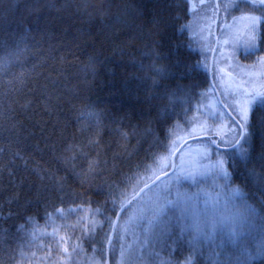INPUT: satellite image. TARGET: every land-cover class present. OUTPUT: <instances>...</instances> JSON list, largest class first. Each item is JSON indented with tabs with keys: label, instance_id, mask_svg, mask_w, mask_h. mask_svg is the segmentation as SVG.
Masks as SVG:
<instances>
[{
	"label": "trees",
	"instance_id": "obj_1",
	"mask_svg": "<svg viewBox=\"0 0 264 264\" xmlns=\"http://www.w3.org/2000/svg\"><path fill=\"white\" fill-rule=\"evenodd\" d=\"M189 5L188 0H0V264H17L21 225L73 207L96 209L100 219L82 240L75 264H87L89 257L100 264L101 256L106 264H118L121 251L139 244L144 205L136 194L151 180L144 174L168 154L176 128L188 131L196 115L192 104L210 88L219 102L211 70L201 67V53L186 29ZM180 121L187 129L183 123L177 127ZM248 124L247 168L264 172L259 162L264 99L249 108ZM186 141L174 150L193 143ZM213 150L224 148L218 144ZM234 159L239 166L229 170V179L247 193V168L239 155ZM113 191L127 192L123 207L136 203L119 215L110 235L118 215L106 210ZM249 203L260 211L259 203ZM163 239L162 251L168 253L173 238ZM260 245L249 264H264ZM136 252L154 257L140 245Z\"/></svg>",
	"mask_w": 264,
	"mask_h": 264
},
{
	"label": "rangeland",
	"instance_id": "obj_2",
	"mask_svg": "<svg viewBox=\"0 0 264 264\" xmlns=\"http://www.w3.org/2000/svg\"><path fill=\"white\" fill-rule=\"evenodd\" d=\"M243 2H247L248 9H251L253 5L261 6L260 0H217V3L226 6L227 10L222 8L219 12L218 27L215 30L216 14L208 10L212 4H215L213 0H188L191 16L186 23V29L194 47L201 53V67L203 69L211 68L213 87L222 105L224 106L225 101L231 102L233 98H241L240 94L247 90L243 98L249 100L250 108L254 104L263 102L264 67L259 64L261 50L254 51L247 47L250 43V36L244 28L243 22L240 20L233 22L234 16L240 17L241 8L244 7L242 6ZM220 24H224L225 27L221 28ZM259 35L258 32L255 41L257 49L260 47ZM216 43L217 48L213 52ZM262 51H264V48ZM246 52H251V56L247 59L244 58ZM210 56L213 61L211 60V64L208 66ZM210 90L212 93L204 94L201 100L192 104L196 115L189 119L188 122L191 121L192 125L188 131H191L193 125L207 129L215 122L220 126V139L227 138L230 140L231 133L236 129L226 115L228 110H223L215 99L214 90L212 88ZM230 93L231 96H229ZM213 131H216V129L214 128ZM174 132L177 136L170 145L168 154L150 167V170L143 176L145 180H150L161 173V168L167 171L165 165L170 163L171 155L169 153L174 150L173 144L175 143V146H177L182 140H189L185 131L176 128ZM194 135L199 137L203 136V133L197 131ZM177 140L179 142H176ZM203 142L201 144L192 143V145L189 143V146L180 153L179 161L175 163L182 166L186 171L192 172L195 170L198 173L197 179L202 181L201 186L209 188L214 181L219 183L214 176L216 157L211 160L209 158V155L211 157L215 153L213 147L209 148L207 153L202 152L207 139L205 138ZM220 144L228 146L224 143ZM243 146L246 147L247 144ZM228 148L230 147L228 146ZM221 152L231 153L229 150H222ZM179 175H181L180 172L175 175L170 173L168 180L163 179L151 192L147 191V194L141 196V206H145L148 203V198L158 191L167 194V190L172 188L174 194L175 189L173 186L176 184V176ZM180 183H185L183 178L180 179ZM225 183H227V180H225ZM99 226L100 219L97 210L84 206L57 210L41 223L35 219H30L20 227L22 241L17 264H75L76 261L81 259L82 240L85 236L95 232V229ZM163 242L164 239L149 242L142 230L139 244L134 243L132 247L121 251L118 264H193V261H196L197 264H216L218 260L225 259V255H220V253L226 254L228 251L234 250L238 242L243 243L252 253L251 259L257 256L256 254L259 251L255 246L262 242V238L258 233L243 234L224 243L221 238L217 237L215 242L209 239L202 245H196L193 251V248L189 245L188 236L185 235L181 240L167 245L166 249L170 250L168 253L162 251L164 249L162 247ZM136 245H140V248H147L149 252H154V257L151 259L143 257L136 252ZM172 250L182 254L181 259L171 254ZM87 264L98 263L95 258L89 257Z\"/></svg>",
	"mask_w": 264,
	"mask_h": 264
},
{
	"label": "snow or ice",
	"instance_id": "obj_3",
	"mask_svg": "<svg viewBox=\"0 0 264 264\" xmlns=\"http://www.w3.org/2000/svg\"><path fill=\"white\" fill-rule=\"evenodd\" d=\"M260 4V16L253 14L256 9L255 5L251 9H248L245 5L241 8L240 17H233V22L237 20L243 22L244 28L250 36V43L247 47L254 51L260 50L256 48L255 44L258 32L261 33V40L264 43V0H260ZM205 7L207 8V6ZM178 8L182 9L183 5H178ZM222 8L227 10L226 6L216 4H212L208 10L219 13ZM217 19H219L218 16ZM219 26L221 28L225 27L224 24ZM250 56L251 52H246L244 58L247 59ZM259 64L264 67V51H261ZM246 93L247 90L240 94L241 98H233L231 102L225 101L224 103V108L228 110L226 115L236 129L231 133L230 140L227 138L220 139V126L215 122L207 129L193 125L191 131H186L188 139L193 143H197L200 139L194 134L197 131L203 133V136L207 139V143L202 148L203 153H207L209 148L218 146L220 143L227 144L234 151L231 153H214L217 157L214 164V176L219 183L214 181L209 188L201 186L202 181L197 179L198 173L195 170L192 172L186 171L182 166L177 165L175 160L165 165V168L169 169L173 175L177 172H180L181 175L176 176V184L173 186L175 189L174 194L172 188L167 190V194L158 191L148 198V203L142 209L143 232L149 242L159 241L165 237L174 238L173 242H176L186 235L189 239V245L194 251L196 245H202L209 239L215 242L216 238L219 237L224 243H227L243 234L258 233L262 238L259 250L264 252V172L257 173L255 167L247 168V161L250 156L248 148L243 146L250 143L249 100L243 98ZM231 95L230 93L229 96ZM170 120L171 116H166L164 122L167 123ZM180 123H183L185 129H187L188 124L186 121H180L177 127L180 126ZM214 128L216 131H213ZM186 146L185 143L180 149L169 153V155L179 156ZM173 148H175V143ZM236 155L240 156L241 160L244 161L243 166L247 168V179L250 182L248 185L250 190L247 193L241 187L234 185L232 180L229 179V170L239 166L234 159ZM259 162L260 166L264 168V137H262ZM160 172L164 174L165 169L161 168ZM168 178V175L164 174V179L168 180ZM181 178L185 181L184 184L180 183ZM225 180H227V183H225ZM157 184H159L158 179L150 187L146 185L147 191L151 192L153 188L157 187ZM144 195V191H141L140 196L143 197ZM110 196L112 199L111 207L106 210L120 216H123L128 208L136 203L133 200L127 207H123L124 200L127 198L126 191H121L119 195L113 191ZM249 199L259 203V212H257L253 203H249ZM104 223L105 225H111L112 222L106 220ZM220 255H225V259L218 260L216 264H249L252 253L243 243L238 242L234 250H230L226 254L220 253ZM100 264H106L103 256H101ZM193 264H197V262L193 261Z\"/></svg>",
	"mask_w": 264,
	"mask_h": 264
},
{
	"label": "water",
	"instance_id": "obj_4",
	"mask_svg": "<svg viewBox=\"0 0 264 264\" xmlns=\"http://www.w3.org/2000/svg\"><path fill=\"white\" fill-rule=\"evenodd\" d=\"M214 3H216V0H214ZM216 5H217V3H216ZM175 157H176V156H175ZM175 157H174V156L172 157L171 162H172L173 160H175ZM169 172H170V170H169ZM169 172H168V173H169ZM161 177H162V175H158V176L155 177L152 181L148 182L146 185H147L148 187H150L151 184H152L153 182L157 181V179L160 180ZM146 185H144V186H142L141 188H139V191L137 192L136 197L140 195L141 191H146V190H147V189H146ZM118 217H119V215H117L116 218H115V220H114V223H113L114 226H113V228H112V230H111L110 235L113 234V232H114V229H115V226H116V223H117Z\"/></svg>",
	"mask_w": 264,
	"mask_h": 264
}]
</instances>
